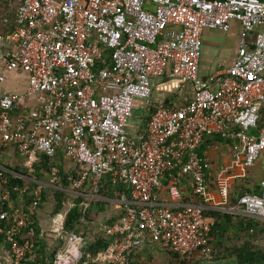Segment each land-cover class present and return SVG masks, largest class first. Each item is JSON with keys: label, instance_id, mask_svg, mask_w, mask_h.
<instances>
[{"label": "built area", "instance_id": "obj_1", "mask_svg": "<svg viewBox=\"0 0 264 264\" xmlns=\"http://www.w3.org/2000/svg\"><path fill=\"white\" fill-rule=\"evenodd\" d=\"M9 1L16 19L0 33V62L4 71L26 74L28 83L21 93L0 89V264H45L36 224L41 237L53 236L58 245L48 264H78L85 240L65 229L73 202L49 214L46 225L42 208L58 191L84 197L85 211L105 177L130 191V197L117 191L124 214L103 228L111 238L105 264H141L133 255L148 243L188 260H211L206 210L264 221V179L261 194L227 203L221 186L224 201L211 203L201 154L207 138L220 136L240 143L235 149L245 169L264 158V127L253 133L264 108V0ZM234 21L243 28L234 65L202 78L204 32H228ZM165 76L190 84L192 99L156 103L153 80ZM5 79L0 74V83ZM136 99L146 101L148 121L133 138ZM59 154L70 163L69 187L59 164L46 178L37 174L43 155ZM167 174L169 200H161ZM183 177L196 202L182 201Z\"/></svg>", "mask_w": 264, "mask_h": 264}, {"label": "crops", "instance_id": "obj_2", "mask_svg": "<svg viewBox=\"0 0 264 264\" xmlns=\"http://www.w3.org/2000/svg\"><path fill=\"white\" fill-rule=\"evenodd\" d=\"M7 2L11 3L14 10L2 18L3 30L0 31V33L1 32L5 33L6 32L5 30L11 29L16 19V8H17L16 3L14 1L10 2L9 0H7ZM6 18L10 20L11 23L10 26L5 25L4 19ZM235 22H238L239 24L238 42L240 45L243 28L239 21H234L232 24V28ZM205 32L203 35V39L205 36ZM252 40L253 37L249 35L248 41L251 42ZM203 45H204V40H203ZM239 45L238 48L232 54L223 55L222 53L220 54L216 53L215 56L208 55V53L205 51L203 46V54L200 63V76L205 79L220 70L233 66L236 60ZM3 72H7V71H4L3 63L0 62V74H3ZM13 73L15 77L18 78L22 77L24 79L23 83L15 84L13 86L4 87L0 89L12 91V92H19V93L24 92L28 83L27 75L15 71ZM3 75L6 77L5 74ZM155 80L156 81L153 86L155 90L158 91L159 93L158 96L154 97L156 103L165 104L169 106H173V105L179 106L192 99L193 89L190 84L183 85L177 80L170 79L168 76H165L163 79H155ZM134 108L135 109L145 108L147 111L146 101L142 99H136ZM261 117L262 119L264 117V108L261 111ZM137 120H138L137 123L130 122L129 131L133 138L140 137L141 135L144 134L146 124L148 121V115L146 113H144L143 115H139L137 117ZM256 131L257 130H254L253 133L256 134ZM238 145L241 147L238 141L228 140L223 137L216 136L214 138L213 137L207 138L204 145L202 146L201 154H203L208 161L206 182L209 193L208 197L211 200L210 201L211 203H221L224 201L221 186L226 187L228 190V198L226 199V202L232 203L231 196L233 193V186L235 187L239 184L240 187L244 186L246 189H255L257 186L261 185L262 180L264 179V158L260 157L252 168L245 169L242 165L244 159V156L242 155V151L241 149H239L238 151L235 149V147ZM166 180L167 179L163 178V188L160 189L157 193L158 198L161 200H169V186L173 182V180L170 178L168 183H166ZM180 187L182 191L183 202H196L198 200V197H196L193 193L190 178L183 177ZM103 197L104 200L101 199L96 200V201H102L101 203H104V205H100L99 208H96V210L94 211L95 213L93 218V225L99 230L101 225L105 223L106 220L111 219L113 216L119 214L122 211V209L118 208V202H115V200L118 201L116 194L113 198L104 195ZM96 201H92L90 205ZM105 202L107 204H105ZM113 203H115V207L113 210H111L109 209V204H113ZM44 212H46L47 218L44 217L46 219H42V220L44 221L43 222L44 225H46L47 222L50 221L48 209L45 208L44 210L42 208V213L44 214ZM98 229L93 230V232H90L89 235L86 237L82 236L85 240L83 251H85L89 246V244L92 241H94L95 236L97 235L96 233H98L97 232ZM146 247L147 246H145V248ZM145 248L140 249L137 253H135V255H141L143 250L145 251ZM81 261L82 260H80L78 264H81ZM90 263H91L90 259H87L83 262V264H90ZM99 264H105V263L104 261H102V263L100 262Z\"/></svg>", "mask_w": 264, "mask_h": 264}, {"label": "trees", "instance_id": "obj_3", "mask_svg": "<svg viewBox=\"0 0 264 264\" xmlns=\"http://www.w3.org/2000/svg\"><path fill=\"white\" fill-rule=\"evenodd\" d=\"M10 30L11 29L5 30V33H8ZM261 120L259 122V128L256 131L257 134L264 127V122ZM57 164H59L62 169L64 185L69 187V170L66 169V163L60 154L54 159L43 155L41 161L36 165L37 174H39V177L46 178L50 167ZM42 170L45 173H41ZM164 179H167L166 183H168L170 180V174H167ZM88 190V185H86L83 191L87 192ZM118 190H125L130 197V191L128 188L124 189L123 187L112 185L109 177H105L100 182V193L104 196L113 198ZM261 192V185L257 186L255 189H246L244 186H241V190L238 194L235 195V192L232 193L231 202L236 203L244 194H261ZM49 195L50 196L48 197L55 202V209H53L54 214L61 213L68 202H73V205L65 218V229L68 232H74L75 234L86 237L90 232L98 229L93 225L94 211L96 208H99L100 205H104V203H101L102 201L93 202L89 205L87 210L84 211L83 202L86 200L84 197H72L69 194L58 191H52ZM30 198L31 197L29 196V200ZM49 198L45 197L44 200L47 202L49 201ZM105 204L107 203L105 202ZM123 214L124 212L121 211L119 214L106 220V222L101 225L100 230L98 229V233H96L97 235L95 236L94 241H92L87 249L83 251L81 264L87 259H90V264L102 263L104 252L111 243V238L106 236L103 228L118 221ZM205 215L213 221L210 233L212 252L210 257H208L209 259L235 258L238 260L239 264H264V221L214 209L206 210ZM35 230V242L37 250L39 251L40 259L45 264H48L54 257L58 245L56 244L51 247V242L46 237L40 236L41 229L39 224L35 225ZM171 254L174 257L173 259H177L180 264H199L203 261V259H198L188 262L186 257H182L175 253ZM140 257L141 255H133V259L136 261H139L138 259Z\"/></svg>", "mask_w": 264, "mask_h": 264}, {"label": "rangeland", "instance_id": "obj_4", "mask_svg": "<svg viewBox=\"0 0 264 264\" xmlns=\"http://www.w3.org/2000/svg\"><path fill=\"white\" fill-rule=\"evenodd\" d=\"M13 6L11 3L7 2V0H0V31L3 30L2 26V18L5 17V15H8L11 11H13ZM233 24V23H232ZM238 22L234 23V26L232 30L228 32L220 31V30H206L205 36H204V49L208 53V55H216V53H222L223 55H229L232 54L239 45V33H238ZM250 36L253 37L254 32L249 33ZM3 74L6 75V81L0 84V88L13 86L15 84H21L23 83L24 79L18 78L14 76L13 72H3ZM156 80H153V85L155 84ZM158 91L155 90L153 86L152 91V98L154 100V97L158 96ZM144 113H148L145 108H137L133 109V117L131 118L130 122H138L137 117L139 115H143ZM264 122V117L261 120ZM214 138V137H213ZM263 157V156H262ZM70 163H66V167L69 166ZM68 169V168H67ZM255 184V183H253ZM257 184V183H256ZM241 190V187L239 184L237 186H233V193L236 195ZM98 199L104 200L103 195L99 192ZM115 202H118L115 200ZM50 204V205H49ZM49 204H45L43 207L48 209L49 214L52 216L53 209H55V202L54 200H50ZM115 207V203L109 204V209L113 210ZM119 213V212H118ZM104 220V218H103ZM103 223V222H101ZM52 244L51 247L56 245V241L54 240L53 236H45ZM145 251L143 250L141 257L138 259L141 264H180L177 259H173V255L164 249L160 244L157 243H148L146 245ZM184 259V258H183ZM188 262H191L193 260H187ZM204 261V260H203ZM202 262V261H201Z\"/></svg>", "mask_w": 264, "mask_h": 264}, {"label": "water", "instance_id": "obj_5", "mask_svg": "<svg viewBox=\"0 0 264 264\" xmlns=\"http://www.w3.org/2000/svg\"><path fill=\"white\" fill-rule=\"evenodd\" d=\"M199 264H239L238 260L235 258H225V259H211V260H204Z\"/></svg>", "mask_w": 264, "mask_h": 264}]
</instances>
